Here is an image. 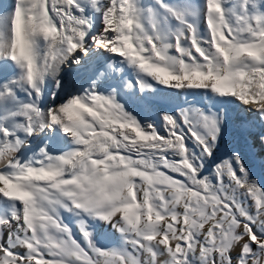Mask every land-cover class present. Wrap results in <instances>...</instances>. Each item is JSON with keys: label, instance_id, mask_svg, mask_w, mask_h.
Returning a JSON list of instances; mask_svg holds the SVG:
<instances>
[{"label": "snow or ice", "instance_id": "obj_1", "mask_svg": "<svg viewBox=\"0 0 264 264\" xmlns=\"http://www.w3.org/2000/svg\"><path fill=\"white\" fill-rule=\"evenodd\" d=\"M229 109L264 146V0H0V264H264Z\"/></svg>", "mask_w": 264, "mask_h": 264}, {"label": "bare ground", "instance_id": "obj_2", "mask_svg": "<svg viewBox=\"0 0 264 264\" xmlns=\"http://www.w3.org/2000/svg\"><path fill=\"white\" fill-rule=\"evenodd\" d=\"M151 3L153 0H150ZM5 3H11V0H3ZM147 2V1H146ZM145 2V3H146ZM203 27V25H202ZM196 99H200V97H197ZM229 129H228V140L232 143L236 137H238V140L235 141L230 148H239L244 156L245 162L249 165V157H248V152L247 150L250 151V149H255L258 151L259 157L261 158L262 161H264V146L261 145L259 139H258V132L252 133L249 135L247 132L246 136L248 139L246 140V136H243V130L242 134H239L238 131H235V127L239 125V114L233 110H229ZM239 127V126H238ZM237 128V127H236ZM240 130V128H237ZM231 130H234L233 133ZM239 136H242L241 138ZM228 141V142H229ZM225 146V145H224ZM254 166V165H253ZM252 171L254 172L256 177H261L260 172H255V168L249 166ZM261 169V168H260ZM262 170V169H261Z\"/></svg>", "mask_w": 264, "mask_h": 264}, {"label": "rangeland", "instance_id": "obj_3", "mask_svg": "<svg viewBox=\"0 0 264 264\" xmlns=\"http://www.w3.org/2000/svg\"><path fill=\"white\" fill-rule=\"evenodd\" d=\"M147 1V2H146ZM144 2H146V3H151V1L150 0H144ZM230 110V109H229ZM230 112V111H229ZM239 125H237L236 127L237 128H239L238 127ZM235 127V131H238V133L239 134H242V129H237ZM234 130H231L232 131V133H233V131ZM258 132V131H257ZM243 136H246V133H245V131H243ZM240 138L242 137V136H239ZM248 139V137L246 136V140ZM238 140V137H236L235 138V140L231 143L229 140H228V136H227V138H226V140H225V142H224V147H225V150H228V149H230V147H231V145L235 142V141H237ZM229 141V142H228ZM247 152H248V157H249V166H251V167H253V168H255V172L257 173V172H260V174H261V176H264V161H262L261 160V158L259 157V154H258V151L257 150H255V149H250V151L249 150H247ZM254 165V166H253ZM262 170H261V169Z\"/></svg>", "mask_w": 264, "mask_h": 264}]
</instances>
